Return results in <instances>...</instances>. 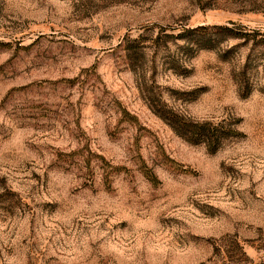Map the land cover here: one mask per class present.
Returning <instances> with one entry per match:
<instances>
[{
  "label": "rangeland",
  "instance_id": "rangeland-1",
  "mask_svg": "<svg viewBox=\"0 0 264 264\" xmlns=\"http://www.w3.org/2000/svg\"><path fill=\"white\" fill-rule=\"evenodd\" d=\"M0 264H264V0H0Z\"/></svg>",
  "mask_w": 264,
  "mask_h": 264
},
{
  "label": "trees",
  "instance_id": "trees-1",
  "mask_svg": "<svg viewBox=\"0 0 264 264\" xmlns=\"http://www.w3.org/2000/svg\"><path fill=\"white\" fill-rule=\"evenodd\" d=\"M214 30L228 32L227 27H214ZM207 28L201 27L196 30H188L183 34H180L178 38L187 41L189 35L194 34H206ZM198 50H202V46H196ZM160 118L164 120L172 130L183 140L192 145H205L210 153H216L224 140L233 138L236 136V132L231 129H226L223 124L214 123H197L184 119L176 114L160 115ZM146 178L152 183H156L157 180L154 176L146 172Z\"/></svg>",
  "mask_w": 264,
  "mask_h": 264
}]
</instances>
